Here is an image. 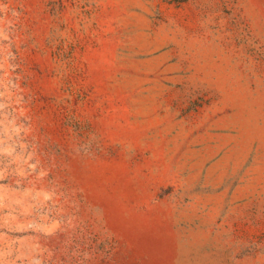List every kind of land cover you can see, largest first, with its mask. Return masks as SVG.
<instances>
[{"label": "rangeland", "instance_id": "obj_1", "mask_svg": "<svg viewBox=\"0 0 264 264\" xmlns=\"http://www.w3.org/2000/svg\"><path fill=\"white\" fill-rule=\"evenodd\" d=\"M0 264H264V0H0Z\"/></svg>", "mask_w": 264, "mask_h": 264}]
</instances>
